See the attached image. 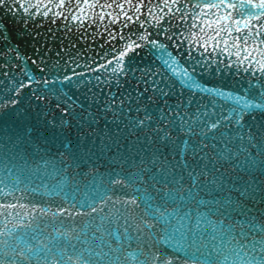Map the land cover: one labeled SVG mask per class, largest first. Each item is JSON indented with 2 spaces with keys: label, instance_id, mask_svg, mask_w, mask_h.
I'll use <instances>...</instances> for the list:
<instances>
[{
  "label": "water",
  "instance_id": "1",
  "mask_svg": "<svg viewBox=\"0 0 264 264\" xmlns=\"http://www.w3.org/2000/svg\"><path fill=\"white\" fill-rule=\"evenodd\" d=\"M229 2L0 0V204L16 205L0 209V230L11 231L0 240L36 253L21 260L0 245L3 264H139L152 252L164 264H256L264 255L250 243L264 224V109L218 95L262 99L264 56L241 64L232 37L248 34L249 50L264 51V10L246 25L239 4L260 0ZM212 122L219 128L208 131ZM117 177L128 187L111 185Z\"/></svg>",
  "mask_w": 264,
  "mask_h": 264
},
{
  "label": "snow or ice",
  "instance_id": "2",
  "mask_svg": "<svg viewBox=\"0 0 264 264\" xmlns=\"http://www.w3.org/2000/svg\"><path fill=\"white\" fill-rule=\"evenodd\" d=\"M114 2H115V0H114ZM126 2L127 3H131L132 0H126ZM141 2H142V0H141ZM163 2H164V5L167 6L168 0H163ZM176 2H177V0H173V3H176ZM220 3L223 4L224 0H220ZM208 6L210 8L219 7V5H217L215 3H210ZM224 6L225 7L236 8L237 4L231 2V0H230L229 4L224 5ZM22 7H23V5H22ZM109 7H111V5H109ZM118 7L123 9L124 5L120 4V5H118ZM239 7L241 9H243V11L240 13V15L243 16L245 13H247V16L249 17V20H245V24L247 25V24L250 23L251 20H255V19L259 18L260 13L253 12L252 9L256 8V9L264 10V0H260L259 3H248V4H245V3L241 2L239 4ZM134 11L139 12L140 8L139 7H135ZM149 11L151 12V11H153V9H149ZM169 11H171V9H169ZM203 14L206 15V13H203ZM124 16L126 17V21H128V22H131L133 20V17L129 16L127 14V12L124 13ZM136 19L139 20V17H136ZM221 19H223V18H221ZM158 22H159V18H157V23ZM212 23H214V21ZM234 23L239 25L240 21L239 20H234ZM141 26H143V23L141 24ZM124 27H128V23H125ZM193 27H195V25H193ZM208 27L211 28V23L208 24ZM261 27H264V25H261ZM223 30L224 29L218 30L216 32V36L219 37L220 31H223ZM201 31H204V29L202 28ZM235 31L236 32H240L241 30H240L239 27H237L235 29ZM228 34L232 35V30L231 29H228ZM139 39L145 40V39H147V37L142 35V36L139 37ZM201 39L203 41L201 46H205V45L208 44V41L203 40V38H201ZM208 39L211 40V39H214V37L209 36ZM261 42L264 43V41H261ZM135 43H136L135 41H132V43H128L125 46L126 47V51L122 52L117 57V61H123L124 56L127 55V52H130V51L133 50V44H135ZM151 43H153V45H156L157 47H160V48L164 47L163 45H157L156 41H152ZM220 43H221V41L217 40L216 44H215V48L219 49ZM223 43H224L225 46L228 45V41L227 40H224ZM249 44H250V40L248 39V34H246L244 36H233L232 37V47H234L236 49V53L235 54H236V57L240 61L241 64H243L245 61H248L249 58L252 57L253 51H256L258 53V55H260V56H264V51H260L258 46L255 49L249 50V47H248ZM139 46H140L139 44H136V47H139ZM206 50H207V48H206ZM169 55H171V54H169ZM112 63H113L112 60L108 61V64H112ZM165 63L168 64L169 68H172V66L174 64H176V61L172 60L171 63H169L167 60H165ZM257 63L259 64V71L264 73V60L257 61ZM100 67L107 68V64L101 65ZM96 70L98 71L99 69H96ZM41 71H43V69H41ZM122 71H123V68L121 67V65L119 63H117L116 67H114L112 69L113 73H118V72H122ZM173 74L174 75H179V73H176L175 69H173ZM183 75L185 77H187V79L189 81H191V83H186L184 85L186 88H189L190 90H195L196 88L199 87L196 84L195 81L191 80V77L188 76V73L186 71L183 73ZM68 79H71V77H69ZM97 79H99V78H97ZM50 82L51 83H55V81H48V80L44 81L45 84H48ZM27 86L28 85H23L22 84V87H27ZM17 95H19V92H17ZM218 95H220L222 97H225L226 102L231 101L235 105H237V106H239L240 108H243V109H252V108L264 109V93H261L262 99L259 102H256V103H253L249 99L243 98V97H240V96L233 97L231 94H228L227 96H225L224 93H218ZM12 103L14 104V103H16V101H13ZM232 111L235 112V111H237V109L233 108ZM228 119H231V117H228ZM138 123L142 125L144 123V121H139ZM218 128H219V123L212 122L209 125V127H208V131H215ZM205 134H207V133H205ZM253 163H255V162H253ZM260 163H261V166L264 167V162H260ZM110 184L113 185V186L120 185L121 187H124V188L128 187V182L124 178H120V177H117V178H114L113 180H111ZM101 199L104 200L105 203H107L108 201H111L113 205H116L118 201H119V203H121V204H123L125 206H127V205H136L137 204V200H136L135 197H133L132 199L120 200L119 197L113 198L112 195H107L105 197H101ZM15 206L16 205L11 204V203L0 204V209H4L5 212H6L7 209L14 208ZM20 206L24 207V205H20ZM100 210L103 211V208H101ZM91 211L92 212H96L97 208L91 207ZM34 213H35V210H34ZM59 214L63 215V212H61ZM77 214L79 215V213H77ZM0 215H4V212H0ZM17 215H19V213H17ZM40 215L41 216H46L47 212H45L43 210H40ZM55 215H56V213H53V216H55ZM33 220H36L35 214H33ZM4 227H5V229H7V224H5ZM27 227H32L31 222L27 225ZM37 227H39L38 224H37ZM197 228H199V224H197ZM253 229L256 231L257 237L253 238L250 241V243L252 245V250L253 251L258 250L261 253H264V224H261L259 227L253 226ZM177 234L179 236V239H178L177 242L179 243V240L184 239L185 233L181 230L180 227H176L174 229V232H173V237L176 238ZM244 235L247 236V234H244ZM4 236H11V231L10 230L9 231L0 230V237H4ZM0 245L6 246L7 248H9L12 252L16 253V256L19 257L21 260L31 259V257L36 254L30 248H25V249H23L21 251H17V248L13 244H11L9 242V240H7V239L0 240ZM37 251H40V250L38 249ZM24 252L29 253V255L25 256L23 254ZM141 255L143 256V259L139 260V264H157V262H160V264H164L165 258L161 257L156 252H152L150 254L141 253ZM237 255H239V253H237ZM0 256L8 257V253L3 250V247H0ZM9 259H15V258L12 257V258H9ZM69 259H71V258H69ZM124 259L126 260V259H128V257H124ZM252 260L256 261V264H264V255H262L260 258H257L255 256H253ZM0 264H3V260H0ZM166 264H172V261L168 260L166 262ZM185 264H187V262H185Z\"/></svg>",
  "mask_w": 264,
  "mask_h": 264
}]
</instances>
